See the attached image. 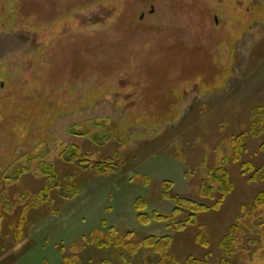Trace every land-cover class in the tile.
Wrapping results in <instances>:
<instances>
[{
    "label": "rangeland",
    "instance_id": "1",
    "mask_svg": "<svg viewBox=\"0 0 264 264\" xmlns=\"http://www.w3.org/2000/svg\"><path fill=\"white\" fill-rule=\"evenodd\" d=\"M261 120L264 0H0V174L27 169L20 186L2 189L18 205L54 167L49 185L80 191L60 192L67 202L54 191L22 222V208L0 201V264H157L152 250L133 251L149 236H170L179 264H218L220 240L264 190L242 175L231 144L243 136L242 163L260 166ZM70 147L116 168L89 173L71 163ZM221 166L232 194L177 231L189 213L173 216L175 198L212 205L199 189ZM139 198L169 220L141 224ZM255 212L243 230L258 231L251 220L264 213ZM258 232V242L252 233L236 244L230 263L264 264V226Z\"/></svg>",
    "mask_w": 264,
    "mask_h": 264
},
{
    "label": "trees",
    "instance_id": "2",
    "mask_svg": "<svg viewBox=\"0 0 264 264\" xmlns=\"http://www.w3.org/2000/svg\"><path fill=\"white\" fill-rule=\"evenodd\" d=\"M255 114H259L258 109L254 110ZM257 120V119H256ZM255 121L254 125L255 127L258 126L259 123ZM264 122V120H261ZM260 121V122H261ZM264 124V123H263ZM254 132H257L255 135L260 134L261 132H264V127L262 131L254 130ZM232 148H233V162L236 164H241V173L244 177L248 179L250 183H264V162L260 166H255L252 163H242V159L244 154H246L247 150L245 147L246 139L243 136H239L232 139ZM72 149L71 154V163H76L81 165L87 172H94L99 175H108L113 173L114 169L116 168L114 162L111 161H91L90 155L85 153L83 149H79L76 147H70ZM260 150L264 153V145L260 147ZM61 159L65 158V152L60 157ZM46 168V167H45ZM27 169H21L19 172H14L11 176H8V173L0 174V201L5 200L6 206L10 207L11 204L16 207L14 208V211L20 207L22 208V217L21 222L24 221V219L32 214L33 212H36L37 210L44 208L45 206H48L50 203L53 202V192L55 191L56 196L63 200L60 195V192L62 194H66L67 196L75 199L78 197L80 191L76 187V184H64L58 187H55L53 185H49L48 183L53 178L58 180V175L55 170V168L50 167L47 169V173L44 172V169H40L41 173H43L44 177L48 179L49 181L44 184V186L37 192V193H23L18 194L17 198L19 200V203L17 205V200L10 199L8 197V191L3 190L4 187L10 188V186L16 185L20 186L22 179L26 176L25 171ZM71 180V179H70ZM75 183V181H72ZM165 186L167 188L171 187V183L166 182ZM3 188V189H2ZM234 190V185L231 182V175L228 172V170L221 166L217 167L210 171L209 178L204 181L199 189V194L202 199L208 200L209 202H212V205L208 204H202L197 203L195 201L189 200V199H183V198H175V205L176 208L173 211V216H179L184 213H189L187 219L184 222H178L176 230L177 231H183L187 226H193L197 224L198 216L207 213L209 211H218L223 206L224 202L227 200L228 196L232 194ZM163 199L171 200L167 193L163 194ZM69 200L64 199V202H67ZM1 204V202H0ZM135 210L138 213V221L143 225H148L152 221H156L158 223H165L169 220L168 217L163 216L161 214H158L157 212L152 213H146L148 207L147 203L143 199H137L135 201ZM10 208V209H13ZM256 211L255 215H259L261 212V216L264 213V190L260 191L254 201V205L251 209V211H248L246 206L241 207V215L235 220V222L232 224V226L229 228L228 233L220 240L219 248L221 251H223V254L225 257H223L218 264H236V263H230V259L234 258L237 253L240 251L236 248V244L239 242L246 241V238L249 237L252 233L256 237V241H259L258 232L263 226H264V220L263 222H260L255 218L254 220H251V222L256 226L257 232H252L248 226L245 230L242 229L241 224L244 220L249 219V213L252 211ZM2 220V217L0 216V221ZM247 232L248 235H247ZM195 242L204 247H209V241L206 237H203L201 234H198L195 237ZM111 242H108L107 245L110 246ZM172 245V238L170 236L163 237L161 239H157L153 236H149L139 242V244L133 246V251L138 252L142 248L150 249L152 250L158 257L159 262L157 264H179L176 259L169 255V249ZM74 262H71L69 264H72ZM78 264V263H75ZM184 264H212L209 260L204 259H196L193 257H188Z\"/></svg>",
    "mask_w": 264,
    "mask_h": 264
},
{
    "label": "water",
    "instance_id": "3",
    "mask_svg": "<svg viewBox=\"0 0 264 264\" xmlns=\"http://www.w3.org/2000/svg\"><path fill=\"white\" fill-rule=\"evenodd\" d=\"M151 13H154V8L152 7L151 9ZM142 19L144 18V16L141 17Z\"/></svg>",
    "mask_w": 264,
    "mask_h": 264
}]
</instances>
